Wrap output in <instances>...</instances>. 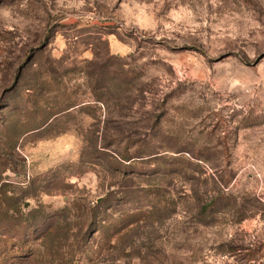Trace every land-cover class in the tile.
I'll list each match as a JSON object with an SVG mask.
<instances>
[{
    "label": "rangeland",
    "instance_id": "obj_1",
    "mask_svg": "<svg viewBox=\"0 0 264 264\" xmlns=\"http://www.w3.org/2000/svg\"><path fill=\"white\" fill-rule=\"evenodd\" d=\"M0 264H264V0H0Z\"/></svg>",
    "mask_w": 264,
    "mask_h": 264
},
{
    "label": "trees",
    "instance_id": "obj_2",
    "mask_svg": "<svg viewBox=\"0 0 264 264\" xmlns=\"http://www.w3.org/2000/svg\"><path fill=\"white\" fill-rule=\"evenodd\" d=\"M124 159H126V158H124ZM205 206H207V205H205ZM206 208H207V207H204V209H206ZM204 209H203V210H204Z\"/></svg>",
    "mask_w": 264,
    "mask_h": 264
}]
</instances>
